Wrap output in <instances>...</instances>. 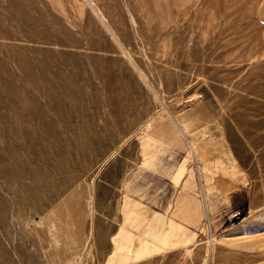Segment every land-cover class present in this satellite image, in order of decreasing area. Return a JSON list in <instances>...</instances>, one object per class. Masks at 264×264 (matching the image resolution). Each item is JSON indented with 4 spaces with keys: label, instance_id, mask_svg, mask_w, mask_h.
I'll return each instance as SVG.
<instances>
[{
    "label": "rangeland",
    "instance_id": "obj_1",
    "mask_svg": "<svg viewBox=\"0 0 264 264\" xmlns=\"http://www.w3.org/2000/svg\"><path fill=\"white\" fill-rule=\"evenodd\" d=\"M0 264H264V0H0Z\"/></svg>",
    "mask_w": 264,
    "mask_h": 264
},
{
    "label": "bare ground",
    "instance_id": "obj_2",
    "mask_svg": "<svg viewBox=\"0 0 264 264\" xmlns=\"http://www.w3.org/2000/svg\"><path fill=\"white\" fill-rule=\"evenodd\" d=\"M210 23V22H209Z\"/></svg>",
    "mask_w": 264,
    "mask_h": 264
}]
</instances>
